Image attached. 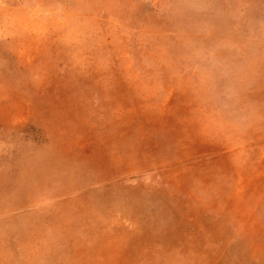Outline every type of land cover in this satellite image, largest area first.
Returning a JSON list of instances; mask_svg holds the SVG:
<instances>
[{
	"label": "rangeland",
	"instance_id": "rangeland-1",
	"mask_svg": "<svg viewBox=\"0 0 264 264\" xmlns=\"http://www.w3.org/2000/svg\"><path fill=\"white\" fill-rule=\"evenodd\" d=\"M0 264H264V0H0Z\"/></svg>",
	"mask_w": 264,
	"mask_h": 264
}]
</instances>
